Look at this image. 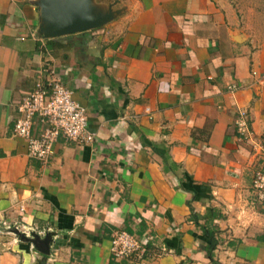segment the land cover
I'll use <instances>...</instances> for the list:
<instances>
[{"label": "crops", "instance_id": "1", "mask_svg": "<svg viewBox=\"0 0 264 264\" xmlns=\"http://www.w3.org/2000/svg\"><path fill=\"white\" fill-rule=\"evenodd\" d=\"M35 1L0 0V264L42 255L15 226L53 232L45 264H264V202L252 189L264 170V40L242 32L231 2L120 0L101 27L40 38ZM47 65L87 108L96 139L60 135L43 164L14 124ZM214 207L210 256L200 225ZM119 230L146 244L141 263L113 258Z\"/></svg>", "mask_w": 264, "mask_h": 264}, {"label": "built area", "instance_id": "2", "mask_svg": "<svg viewBox=\"0 0 264 264\" xmlns=\"http://www.w3.org/2000/svg\"><path fill=\"white\" fill-rule=\"evenodd\" d=\"M239 88L236 83L229 86L231 92ZM17 111L14 134L26 139L28 155L43 164L50 159L54 143L60 135L80 144H91L96 139V133L89 129L87 108L74 98L73 91L64 84L53 66L45 67L44 79L38 81L35 88L17 103ZM38 122L41 128L36 132ZM236 125L241 138L250 135L247 110H239ZM252 189L256 199L264 202V170L255 171ZM111 252L116 260L141 263L148 247L136 235L119 230L112 238Z\"/></svg>", "mask_w": 264, "mask_h": 264}, {"label": "water", "instance_id": "3", "mask_svg": "<svg viewBox=\"0 0 264 264\" xmlns=\"http://www.w3.org/2000/svg\"><path fill=\"white\" fill-rule=\"evenodd\" d=\"M119 1L114 0L103 6L96 0H36L40 12L36 33L40 38H54L101 27L121 12V9L115 7ZM10 230L18 237L21 236V239L31 242L42 254L35 264H45L51 253L52 231L42 237L37 232L27 235L16 226Z\"/></svg>", "mask_w": 264, "mask_h": 264}, {"label": "rangeland", "instance_id": "4", "mask_svg": "<svg viewBox=\"0 0 264 264\" xmlns=\"http://www.w3.org/2000/svg\"><path fill=\"white\" fill-rule=\"evenodd\" d=\"M103 6L114 0H96ZM233 5L240 28L249 38L264 40V0H229ZM116 7V6H115ZM240 110V109H239Z\"/></svg>", "mask_w": 264, "mask_h": 264}, {"label": "trees", "instance_id": "5", "mask_svg": "<svg viewBox=\"0 0 264 264\" xmlns=\"http://www.w3.org/2000/svg\"><path fill=\"white\" fill-rule=\"evenodd\" d=\"M162 158H163L165 170L176 171L178 169L179 165L176 162L171 160L168 151H165L162 153ZM182 173L183 174L181 178V187L185 189L187 188V186H185L183 182L186 178L187 173L185 172H182ZM193 216H194V219L199 223L200 215L194 213ZM221 216L222 214L214 207L211 209V216H209V221L200 225L203 230V236L206 240L204 249L210 256H212L213 251L217 248V245L219 243L218 235L220 233V229L216 225L213 224V221L214 219L219 218Z\"/></svg>", "mask_w": 264, "mask_h": 264}]
</instances>
